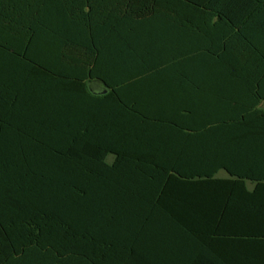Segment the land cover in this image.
<instances>
[{
    "label": "trees",
    "instance_id": "trees-1",
    "mask_svg": "<svg viewBox=\"0 0 264 264\" xmlns=\"http://www.w3.org/2000/svg\"><path fill=\"white\" fill-rule=\"evenodd\" d=\"M0 264H264V0H0Z\"/></svg>",
    "mask_w": 264,
    "mask_h": 264
},
{
    "label": "water",
    "instance_id": "water-1",
    "mask_svg": "<svg viewBox=\"0 0 264 264\" xmlns=\"http://www.w3.org/2000/svg\"><path fill=\"white\" fill-rule=\"evenodd\" d=\"M90 90L92 93L99 94V95H103V94L108 93L107 89H104L101 85H99L97 83L90 85Z\"/></svg>",
    "mask_w": 264,
    "mask_h": 264
},
{
    "label": "rangeland",
    "instance_id": "rangeland-1",
    "mask_svg": "<svg viewBox=\"0 0 264 264\" xmlns=\"http://www.w3.org/2000/svg\"><path fill=\"white\" fill-rule=\"evenodd\" d=\"M225 175V173L224 172H222L221 174H220V176H224Z\"/></svg>",
    "mask_w": 264,
    "mask_h": 264
}]
</instances>
